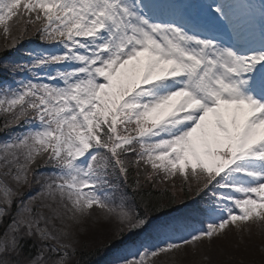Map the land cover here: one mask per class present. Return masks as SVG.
Here are the masks:
<instances>
[{
    "label": "snow or ice",
    "instance_id": "snow-or-ice-1",
    "mask_svg": "<svg viewBox=\"0 0 264 264\" xmlns=\"http://www.w3.org/2000/svg\"><path fill=\"white\" fill-rule=\"evenodd\" d=\"M207 9L215 30L186 22L192 6L171 0H0V28L12 36L6 48L29 31L56 46L31 49L28 63L5 66L32 78L0 87L9 134L0 142V221L16 204L0 235V264H22L25 236L56 241L28 264H49L45 251L56 254L50 264H66L75 249L61 237L70 239L94 210L129 231L143 229L147 210L132 213L123 198L115 204L110 181L129 184L141 165L152 169L149 181L179 174L185 195L195 183L197 196L208 190L212 199L203 227L123 264L211 245L232 228H264V6L213 0ZM14 18L19 35L12 34ZM222 29H231L228 40L217 34ZM33 183L37 196L19 191ZM161 196L177 203L174 193ZM54 220L59 234L48 227L55 229Z\"/></svg>",
    "mask_w": 264,
    "mask_h": 264
},
{
    "label": "rangeland",
    "instance_id": "rangeland-1",
    "mask_svg": "<svg viewBox=\"0 0 264 264\" xmlns=\"http://www.w3.org/2000/svg\"><path fill=\"white\" fill-rule=\"evenodd\" d=\"M13 25L12 34L19 35V27L20 25L17 24L15 18L13 21L10 22ZM27 37L26 35L23 37ZM12 40V36L5 38L2 28H0V77L5 75V70L7 69L5 66H9L12 56L14 54V50L17 47V44L12 48H6V44H10ZM21 41V40H20ZM19 41V42H20ZM38 48H47L49 51H55L56 46L50 45L47 43L41 45H33L30 46L27 50H24L19 55L13 57V61L15 64L20 63H28V55L27 53L31 49H38ZM9 54L8 56H4L3 54ZM43 75V73H39ZM32 76L28 72H24V75L21 80L31 79ZM18 82V80H17ZM10 87H16V85H6ZM3 87V86H0ZM4 122V117L0 115V130H3L2 125ZM13 132L19 133L22 131L17 127L12 129ZM8 132L3 130L0 133V142H4L8 139ZM50 167V166H49ZM34 184L38 187L37 192L41 191L40 185L33 183L31 188L27 185L22 186L19 188L21 192H30L34 186ZM26 198L25 200H27ZM210 201L212 199V193L208 198ZM210 203V202H209ZM39 204V201L37 202ZM209 204L205 205L203 211L208 207ZM14 207V213L16 214V204H13L12 208ZM12 213L10 212L9 215L3 217L2 221H0V229H6L7 225L11 222V218L13 216V209H11ZM45 214L47 215V211L45 210ZM99 217V218H97ZM53 223L55 224V229L52 228L51 225H48L49 229L54 232V234H59L58 230L62 227L60 221L54 220ZM205 223V220H204ZM44 226L43 223L41 225ZM123 228L124 232H120V229ZM161 228V227H160ZM158 228V229H160ZM161 230V229H160ZM5 230L2 231V234ZM74 235L68 239L61 237L62 242L64 243H71L75 249L74 253L72 249H69V257L66 260V264H73V260L75 255L78 251H90L92 249L108 245L117 241V239L121 235H125L126 237L130 236L132 231H129L126 225H122L118 219L115 217L111 218H103L99 216V210H94L93 218L87 219L83 224L79 226H75L72 229ZM152 229L146 232L143 235L144 239H148L151 241L152 236L150 233ZM155 233H153V236ZM35 242H44L38 236H32ZM130 239H134L133 235H131ZM37 242V243H38ZM149 242V241H148ZM38 243V244H39ZM51 246H56V241H47ZM40 247V244H39ZM156 246L153 245H143L141 243L134 245L133 250L134 253L131 259L137 257L140 252H142L145 248H153ZM264 230L255 224L251 225V230L237 232L235 228H232L230 231L227 232L226 236L217 237L214 242L209 245L207 241H204L202 244L197 245L195 248L191 246L185 247L182 251L174 252L166 256H161L155 258L153 260H149L148 264H248L249 261H256L259 264V261L264 257ZM45 248H41V251H44ZM56 257V254L51 252L45 251V261H48L50 264V258ZM207 257V259H205ZM58 258V257H57ZM28 264V263H27ZM96 264H112L110 260L107 258L101 259ZM114 264H123V262L114 263Z\"/></svg>",
    "mask_w": 264,
    "mask_h": 264
},
{
    "label": "trees",
    "instance_id": "trees-1",
    "mask_svg": "<svg viewBox=\"0 0 264 264\" xmlns=\"http://www.w3.org/2000/svg\"><path fill=\"white\" fill-rule=\"evenodd\" d=\"M136 177H138V175L132 172L130 179H131V183L133 186H131V190L134 191L133 197L135 199L138 211L140 212L142 216L146 214V210H147L148 215L158 216L162 214V212H168V211H171V209H173L174 204H168L167 198L161 196V193H165V192L168 195H170L169 192L165 190H156L153 187L148 186L147 183L141 182V181H140L139 187H136V184H135L137 180ZM158 202L168 204V206L160 211L148 210V209H151L152 206L156 205ZM0 233H1V230H0ZM22 244L24 245L22 249V256H21V260L23 264L28 259L33 257L34 251H33V248L30 245H28L26 242H22ZM97 252H98V249L96 248L90 251H78L73 260L74 261L73 264H85Z\"/></svg>",
    "mask_w": 264,
    "mask_h": 264
}]
</instances>
